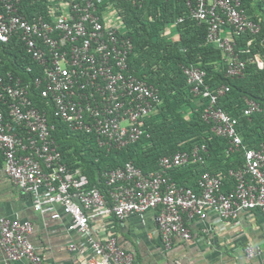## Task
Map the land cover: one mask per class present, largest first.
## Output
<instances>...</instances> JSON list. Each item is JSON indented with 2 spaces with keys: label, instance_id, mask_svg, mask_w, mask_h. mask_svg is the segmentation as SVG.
<instances>
[{
  "label": "built area",
  "instance_id": "2783aa9c",
  "mask_svg": "<svg viewBox=\"0 0 264 264\" xmlns=\"http://www.w3.org/2000/svg\"><path fill=\"white\" fill-rule=\"evenodd\" d=\"M143 0H133V2ZM0 45L17 37L32 60L31 65L0 70V170L18 189L28 194L34 209L57 219L71 218L69 230L81 234L82 243L68 248L87 252L84 264H135L132 252L113 236L94 237L93 218L114 216L123 220L159 208L157 228L167 248L174 236L191 237L185 217L235 219L243 211L264 213V143L259 148L243 144L237 120L216 106L227 86L210 91L205 72L183 67L194 95L208 98L204 117L212 131L226 139L229 151L242 152L244 165L230 171L233 185L222 191L219 176L202 172L194 186L178 185L169 172L186 163L203 162L201 150L177 151L162 156L155 171L145 173L132 162L105 170L106 197L98 187H87L80 168L69 169L53 136L50 116L74 132L93 137L107 151L149 137L145 119L159 107L158 90L128 73L131 39L116 9L96 0H58L49 7V19L36 12H21V0H0ZM190 17L207 24V40L217 44L226 59V75H243L246 62L235 51V36L255 34L260 24L248 17L241 0H185ZM181 21V18L178 19ZM0 55V63H2ZM35 63V64H34ZM264 66V61H258ZM259 110L247 101L244 115ZM61 206L62 213L55 209ZM32 224L27 219L0 215V248L7 261L40 264L41 255L29 240ZM258 248L247 247L253 255ZM163 264H174L166 261Z\"/></svg>",
  "mask_w": 264,
  "mask_h": 264
},
{
  "label": "trees",
  "instance_id": "16d2710c",
  "mask_svg": "<svg viewBox=\"0 0 264 264\" xmlns=\"http://www.w3.org/2000/svg\"><path fill=\"white\" fill-rule=\"evenodd\" d=\"M21 1V12L26 16L38 12L49 19V7L58 0ZM100 1L101 6L116 9V15L124 22V33L132 41L133 48L127 59L128 73L153 85L162 104L152 118L147 117L144 121L149 137L108 151L94 143L91 135L70 131L50 116L55 125L53 136L62 162L71 170L80 168L87 178V187H98L106 197L109 193L103 171L121 167L129 161L147 173L157 168L162 156L191 151L195 146L206 147L200 153L203 162L186 163L171 171V178L179 185L194 186L204 171L219 173L243 167V157L226 153L227 141L211 131V124L202 118L201 109L193 105L192 86L182 68L202 69L205 72L204 84L210 91L220 86L228 87L223 95L218 96L216 106L236 118L237 131L243 143L249 148H258L264 141V67H258L254 55L260 53L264 58V18H261L260 30L253 35L248 51L241 50L246 48V40L252 38L248 31L243 33L244 37L241 35L239 43L236 42L235 51L246 65L242 76L231 78L226 75L223 51L216 43L207 40V24L190 17L185 0ZM251 1L254 0H241L247 13ZM96 2L99 5V0ZM258 4L264 14V0H258ZM256 18L252 16L254 21ZM0 55L1 71H13L11 66L17 68L32 64L15 36L0 45ZM246 99L257 102L260 111L244 115L242 110Z\"/></svg>",
  "mask_w": 264,
  "mask_h": 264
},
{
  "label": "crops",
  "instance_id": "0c3cea01",
  "mask_svg": "<svg viewBox=\"0 0 264 264\" xmlns=\"http://www.w3.org/2000/svg\"><path fill=\"white\" fill-rule=\"evenodd\" d=\"M247 11L248 13L245 12L250 19L255 16L259 24L262 22L261 18H264V14L258 0L251 1ZM222 33L227 36L232 34L235 37V45L245 35L235 36L229 28H223ZM253 35L251 34L252 38L246 40V48L241 49L245 50L244 52L248 51V46L254 39ZM254 59L257 65L258 61H264L260 53H256ZM258 67L263 68L264 66L258 65ZM193 96V105L201 109L202 118L211 124L212 131L213 123L203 116L208 98L200 94ZM247 101L253 100L246 99L243 109L246 107ZM161 104L162 100L159 107ZM260 109L259 106V110L254 112H258ZM223 111L225 112V110ZM154 113L148 117L152 118ZM145 127L148 129L147 124ZM263 143L264 141L259 147ZM205 150L206 147L201 151ZM225 151L227 154H240L243 157L242 152L229 151L228 145ZM157 168L150 171H155ZM237 168H229L219 173L207 172L219 176L222 180V189L228 191L233 185L230 171ZM171 171L169 172L170 176ZM55 209L62 213L60 205H56ZM158 214L159 208L149 209L141 215L132 214L123 220L114 216H105L91 219L90 225L94 237L100 241L108 236L115 237L119 245L133 253L135 264H163L166 261L174 264H264V213L258 210L243 211L232 220H222L214 214L205 218L185 217V222L190 227L191 237L184 240L174 236L169 248L166 247L157 228ZM0 215L27 219L31 222L33 229L28 238L42 257L40 264H84L88 253L80 254L68 248L70 243L79 245L83 242L81 234L77 230L68 229L71 218L62 214L61 217L54 219L49 214L37 212L30 196L16 188L2 170H0ZM247 247L258 248L259 251L249 255L246 252ZM0 264L32 263L25 260L7 261L0 248Z\"/></svg>",
  "mask_w": 264,
  "mask_h": 264
}]
</instances>
